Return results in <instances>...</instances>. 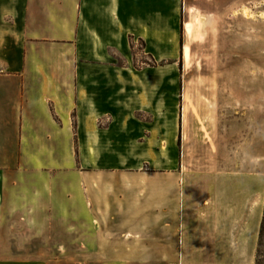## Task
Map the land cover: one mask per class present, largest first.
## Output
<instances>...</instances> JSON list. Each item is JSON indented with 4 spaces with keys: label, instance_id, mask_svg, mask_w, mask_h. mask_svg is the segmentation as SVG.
I'll return each mask as SVG.
<instances>
[{
    "label": "rangeland",
    "instance_id": "1",
    "mask_svg": "<svg viewBox=\"0 0 264 264\" xmlns=\"http://www.w3.org/2000/svg\"><path fill=\"white\" fill-rule=\"evenodd\" d=\"M149 4V30L93 33L105 47L104 62L83 69L139 73L147 107L135 112L147 128L134 129L132 141L105 136L100 146L96 129L87 127L84 143L83 129H73L75 171H102L90 178L89 195L109 205L97 210L105 220L94 228L85 223L79 178L76 223L45 222L33 197L20 222V191L36 183L14 185L13 166L3 169L0 161L13 217L0 225L7 236L0 238V264H264V0ZM184 21L191 22L185 29ZM52 33L39 40L44 66L75 71L72 47L64 51L65 67L53 62ZM5 34L0 47L15 59L26 36ZM55 162L62 170L74 167L69 159L44 164ZM23 167L36 170L32 162Z\"/></svg>",
    "mask_w": 264,
    "mask_h": 264
},
{
    "label": "crops",
    "instance_id": "2",
    "mask_svg": "<svg viewBox=\"0 0 264 264\" xmlns=\"http://www.w3.org/2000/svg\"><path fill=\"white\" fill-rule=\"evenodd\" d=\"M152 11L154 6L149 0H0V33L6 37L5 32L19 30L26 36L21 53L15 59L6 47H0V161L7 164L0 167L13 166L9 170L18 178L14 185L18 183L22 187L29 178L36 183L32 189L20 191L21 208L25 209L19 216L20 222L27 221V208L33 197L45 222L47 219L50 224L76 223V191L73 189L79 178L83 185L79 192L85 223L94 228L105 220L97 210L109 205L89 195L94 187L90 178L102 171L100 168L75 171L73 129H83L84 143H87V127L96 129L94 134L99 144L105 136L111 139L121 136L132 141L133 136L139 135V128H147L140 124L135 112L147 107L140 103L139 73L113 75L87 73L83 69L87 64L104 62L105 47L97 45L93 33L149 30ZM188 24L191 22L184 21V29ZM46 31L54 32L50 36L55 40L53 62L65 67L64 51L68 47L77 51L72 60L75 71L46 69L47 59L39 45L42 43L39 40L49 37L43 35ZM87 33H91L89 41ZM108 80L116 82L109 84ZM134 129H138L136 133ZM64 159H69L74 167L62 170L58 162L55 167L44 164L46 160ZM30 162L36 166L33 173L32 169L29 172L23 167ZM2 177L0 225L6 228L13 219L8 200L11 186H5ZM60 193L62 201L57 199ZM2 235L0 228V238L7 239L6 234Z\"/></svg>",
    "mask_w": 264,
    "mask_h": 264
},
{
    "label": "bare ground",
    "instance_id": "3",
    "mask_svg": "<svg viewBox=\"0 0 264 264\" xmlns=\"http://www.w3.org/2000/svg\"><path fill=\"white\" fill-rule=\"evenodd\" d=\"M188 54H189V48L187 46H184L183 55L185 59L188 57Z\"/></svg>",
    "mask_w": 264,
    "mask_h": 264
},
{
    "label": "trees",
    "instance_id": "4",
    "mask_svg": "<svg viewBox=\"0 0 264 264\" xmlns=\"http://www.w3.org/2000/svg\"><path fill=\"white\" fill-rule=\"evenodd\" d=\"M261 247V241L259 242V246H258V248H260Z\"/></svg>",
    "mask_w": 264,
    "mask_h": 264
}]
</instances>
